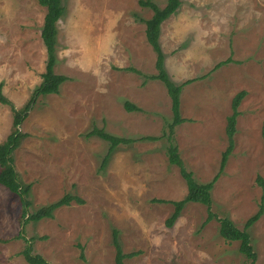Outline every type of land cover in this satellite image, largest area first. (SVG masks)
I'll return each mask as SVG.
<instances>
[{
  "label": "rangeland",
  "instance_id": "374dc122",
  "mask_svg": "<svg viewBox=\"0 0 264 264\" xmlns=\"http://www.w3.org/2000/svg\"><path fill=\"white\" fill-rule=\"evenodd\" d=\"M140 1L63 0L55 72L68 81L58 95L38 99L14 158L21 182L32 186L31 212L66 195L83 203L23 228L19 197L0 185V264H29V244L49 264H116L115 230L124 254L136 253L125 264H246L240 243L221 237L220 219L243 229L264 196V0H182L162 25L171 80L192 81L181 95L187 122L174 133L179 153L199 183L221 174L212 191L215 217L189 203L173 228L166 222L174 205L155 200L181 201L188 187L168 160L171 98L162 82L148 79L158 74L144 22L154 12ZM152 1L162 9L168 2ZM46 13L37 0H0V85L16 109L43 82ZM241 92L247 95L235 147L221 172L228 119ZM128 103L139 110L129 112ZM95 128L135 140L119 146L105 170L109 144L86 136ZM13 130L11 108L0 104V144ZM250 233L257 264H264V215Z\"/></svg>",
  "mask_w": 264,
  "mask_h": 264
},
{
  "label": "trees",
  "instance_id": "16d2710c",
  "mask_svg": "<svg viewBox=\"0 0 264 264\" xmlns=\"http://www.w3.org/2000/svg\"><path fill=\"white\" fill-rule=\"evenodd\" d=\"M38 3L47 9V13L44 19V25L42 29V40L47 50L48 62L46 66V71L43 74V82L35 91L34 95L30 101L22 108L16 109L13 104L6 98L3 93V86L0 85V104L9 106L13 112V132L7 137L6 141L0 144V185L8 189L10 192L17 195L22 204V216L21 225L25 228L26 225L30 223H39L45 219H53L54 213L65 206H70L73 201L78 203H83V201L71 195H66L61 200L48 205L46 207L40 208L35 212H31L32 201L31 196V185H24L19 177L18 172L15 167L14 153L20 148L23 141L29 137L28 134L21 131V126L24 121L29 117L31 111L35 107L38 99L46 95H58L60 93V87L68 81V78L63 75L56 74L55 68L57 64L56 56V45H57V23L65 14V7L63 6V0H37ZM140 5L145 8L151 9L154 14L150 20L144 21L146 24V37L149 44L152 46L153 50L157 55L156 68L158 74L151 76L148 79L154 81L162 82L171 98V109L173 114V121L168 127V134L166 139L168 141L167 156L169 163L176 166L180 170L182 178L185 180L188 193L187 196L181 201H165V200H155L158 203H167L174 205V213L167 220L166 226L168 228H173L181 216L183 209L189 203H198L208 207L209 209V220L215 217L211 212L212 206V191L216 182L219 180L220 175L216 176L213 182L208 184H202L196 181L194 174L188 171L184 165V162L179 153V148L176 144L174 138V133L176 128L187 122L182 117L181 113V95L183 88L192 83L188 81L184 84L177 85L173 82L166 70L165 66V55L161 47V34L162 25L174 14L178 12L182 5V0H168L165 8H160L154 1L146 0L140 1ZM231 61H227L230 63ZM226 63H221L217 66L220 68ZM247 95L246 92L239 93L233 101V115L228 119L227 135H228V149L224 153L221 163V172L226 167L228 159L233 152L235 147V134L237 118L240 116L239 106L243 101L244 97ZM126 109L129 112L138 111L139 109L132 105L126 104ZM88 138L98 137L109 144V150L105 155L102 162V170H105L113 158L115 152L121 145H130L135 143V140L120 138L115 135L105 132L104 129L95 128L92 132L86 135ZM264 136V131H263ZM157 141L156 137H145L141 141ZM259 183L264 188V184L261 180ZM264 215V196L262 198V203L258 213L252 216L245 224L243 229L237 228L229 218L220 219V235L223 239L228 242H238L240 243V253L246 258V264H257L258 255L254 249L251 239V228L261 219ZM114 246L116 248V264H125L124 261L127 258H132L136 253L124 254L122 246L118 240V231L115 230L114 233ZM19 239L26 240L23 234L18 236ZM25 260L29 264H49L41 255L33 253V245L29 244L25 251L23 252ZM83 260L84 256L81 255Z\"/></svg>",
  "mask_w": 264,
  "mask_h": 264
}]
</instances>
